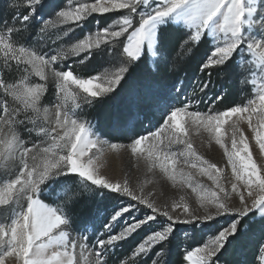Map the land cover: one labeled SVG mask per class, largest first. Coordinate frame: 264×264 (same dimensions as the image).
<instances>
[{
	"label": "snow or ice",
	"instance_id": "obj_1",
	"mask_svg": "<svg viewBox=\"0 0 264 264\" xmlns=\"http://www.w3.org/2000/svg\"><path fill=\"white\" fill-rule=\"evenodd\" d=\"M105 14L115 18L102 24ZM90 18L96 30L72 42ZM202 46L191 91L183 79L166 83L177 58ZM105 56L109 67L98 70L93 61ZM0 61L21 74L0 75V264H147L152 253L151 264H169L180 226L203 240L183 245L187 264H222L228 246L246 238L264 254V0H15L0 19ZM145 63L151 82L134 77ZM213 70L240 86L242 102L223 110L220 94L205 102ZM122 88L127 104L113 131L127 143L87 116ZM145 103L162 123L142 134ZM194 132L223 150L230 177L197 151ZM108 151H127L133 166L190 190L194 204L185 195L160 203L144 184L105 175ZM93 200L110 204L81 219L76 209ZM140 233L120 261L121 243Z\"/></svg>",
	"mask_w": 264,
	"mask_h": 264
},
{
	"label": "trees",
	"instance_id": "obj_2",
	"mask_svg": "<svg viewBox=\"0 0 264 264\" xmlns=\"http://www.w3.org/2000/svg\"><path fill=\"white\" fill-rule=\"evenodd\" d=\"M5 16L4 11L0 10V18L3 19ZM186 50V49H185ZM207 49L203 46L196 50L194 56L190 59H184L183 62L177 63L178 70L175 73L176 77L174 78V73L168 78L166 83L171 84L176 79H180L182 75L187 76L188 74L197 75L199 70V64L202 59L206 57ZM185 54V53H182ZM107 56L101 60L97 57L93 61V64L99 66L100 62L107 61ZM177 61V60H176ZM202 75V74H201ZM205 78V74H203ZM134 77L141 82H151L153 78V69L152 66L148 63L142 64L135 72ZM212 80L215 85H222L224 87V92L222 96L224 97L222 102L216 104L218 109L223 110L227 106H231L239 101V92L238 87L233 82H228L226 75L222 76L217 73L216 70H213ZM220 94V93H219ZM216 94H214L215 96ZM221 95V94H220ZM213 96V97H214ZM127 104V89L122 88L115 96L111 99L105 100L101 105H97L95 109L88 112L87 116L89 119L96 118L98 120V131L104 134L105 137L112 139L113 142H123L127 143V140L121 134H117L113 131V117L118 112H122L125 109ZM204 107V106H203ZM140 110L144 113L143 123L137 124L135 131L137 133H143L145 127L156 124L159 121V114L153 112L151 104L145 103L139 105ZM205 108V107H204ZM110 204L109 201L97 202L93 200L92 202H85L81 207H78L76 211L78 212L81 219H90L97 213V208H103ZM189 241V242H188ZM202 238L200 233L197 232L195 239L185 240L182 239L181 234H176V237L173 239L171 245L169 246L170 251L167 255L169 264H178L182 261L183 256V245L187 243L189 249L194 246L200 245L202 243ZM256 238H246L239 242H233L228 246V249L221 256L222 264H255L254 255L257 250L256 247ZM138 243V240L132 239L126 244L123 245L122 251L119 253V256L125 257L129 255L132 248ZM154 253H152L147 259V264L151 263V259Z\"/></svg>",
	"mask_w": 264,
	"mask_h": 264
},
{
	"label": "rangeland",
	"instance_id": "obj_3",
	"mask_svg": "<svg viewBox=\"0 0 264 264\" xmlns=\"http://www.w3.org/2000/svg\"><path fill=\"white\" fill-rule=\"evenodd\" d=\"M14 2H15V0H0V10L4 11V13H6L7 5L10 3H14ZM95 15H98V14H94V16ZM112 18H115L113 14H105L104 17H101V22H102V24H104L106 22H110ZM95 30H96L95 20L90 18L89 21L84 26L83 30H81L79 28H77L75 30V36H74L72 42H74L75 39L83 38V36L86 35L88 32H94ZM184 53L186 54V50H184ZM204 59H206V57ZM183 61H184V59L177 58L176 63L183 62ZM99 66H102V67H98V70H103L104 67H109V65L105 61L100 62ZM178 69L179 68L177 67V69L173 73L175 74ZM0 75H2V77L5 80L10 81L12 79H18L21 74L15 72L14 69L13 70L5 69L3 66V62L0 61ZM200 76H201V73H200V69H199L197 72V75H191V76L189 74L187 76L182 75V76H180L181 77L180 79L184 80L186 90L188 92H190L191 89H190L189 85H190L191 81H193L194 79H196L197 77H200ZM175 77H176V74L174 75V78ZM205 78H206V73H205ZM226 78L229 79L228 82L230 83L231 82L230 78L228 76H226ZM33 79L38 80V78H33ZM180 79H176V81H178ZM235 84L238 87V92H239V98L240 99L238 102H242L241 97H240V86L237 83H235ZM247 91H248V89L245 88V92H247ZM223 92H224V87L222 85H216L215 87H213L209 90L207 97L204 98L205 102H207L208 100H211L213 98L214 94L217 95L220 93L222 95ZM176 95H177L176 92L173 91L172 103L178 104V101L175 100ZM184 99H185V96L181 95L180 100H184ZM199 107L202 111L207 110V107L205 106V104H201V105H199ZM159 123H162V119L160 116H159V121L156 122V124L150 125L148 127V129L154 130V126L158 127ZM242 127L245 129V134L250 136L251 133L247 130V126L242 125ZM145 129H147V127H145ZM142 134H144V132ZM192 141H193L194 146L196 147L197 151L201 155H203L206 159H209L212 162L216 163L218 166L225 167L226 168V176L227 177L231 176L230 167H226L227 161L224 158L223 150L220 149L219 146L216 145L214 142L209 143L208 137L206 134L194 132L192 135ZM250 147H252L254 150V159L257 158L256 153L259 152V149H258V147H255V141H251ZM133 163L134 162L131 160V157L127 151H121V152H110V151H108L105 154V167H104V169H102V171L105 175L109 176L112 179H121L122 180L125 178V176H127L129 182L132 184L133 187L137 186L138 184H144L146 190H154V192L156 194V198H157L158 202H160V203H163L165 201L171 202L172 199H179L180 195H185L194 204V197L190 194V190L182 191L179 188H173L171 186V184H169L167 181L162 180L158 174H156V175L149 174L143 169L142 166H139V167L133 166ZM2 173H3V169H0V174H2ZM197 179H199L201 182H203L205 184H208V185L211 184V181H208L206 177H197ZM148 181H152V183H147ZM5 211H6V209H0V217L3 216ZM96 215H98V214H96ZM128 219H130V218H128ZM121 223L123 224L124 222L122 221ZM219 223H224V220H220ZM184 227L185 226H180V230H178V233L181 234L182 239L189 240V239H191V236L184 237L182 235ZM142 236H143V233L134 234L126 242H128L132 239H135V240H138V243H139ZM126 242H122L120 248L117 249L116 256L119 257L120 261H123V259L125 257L130 258V254L126 255L125 257L119 256V253L122 251L123 245L126 244ZM202 243H203V241H202ZM154 255H153V257H154ZM261 255H264V254H262L259 251V249L257 248L255 255H254L255 256L254 257L255 264H261ZM185 264H187V262H185Z\"/></svg>",
	"mask_w": 264,
	"mask_h": 264
}]
</instances>
